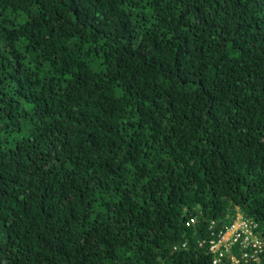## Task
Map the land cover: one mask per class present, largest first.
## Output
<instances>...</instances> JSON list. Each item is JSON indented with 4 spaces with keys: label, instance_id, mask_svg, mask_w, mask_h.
Wrapping results in <instances>:
<instances>
[{
    "label": "trees",
    "instance_id": "16d2710c",
    "mask_svg": "<svg viewBox=\"0 0 264 264\" xmlns=\"http://www.w3.org/2000/svg\"><path fill=\"white\" fill-rule=\"evenodd\" d=\"M239 216L264 242V0H0V264H214Z\"/></svg>",
    "mask_w": 264,
    "mask_h": 264
},
{
    "label": "built area",
    "instance_id": "2783aa9c",
    "mask_svg": "<svg viewBox=\"0 0 264 264\" xmlns=\"http://www.w3.org/2000/svg\"><path fill=\"white\" fill-rule=\"evenodd\" d=\"M240 217V216H239ZM238 217V218H239ZM242 217V216H241ZM237 222L222 233L217 242L210 244V251L216 256L214 264L220 262L224 256L223 249L229 251L233 246L239 244L243 259L257 260V255L262 252L264 242L255 234L256 225L252 222L239 218ZM233 264L239 263L235 257L232 259Z\"/></svg>",
    "mask_w": 264,
    "mask_h": 264
},
{
    "label": "rangeland",
    "instance_id": "374dc122",
    "mask_svg": "<svg viewBox=\"0 0 264 264\" xmlns=\"http://www.w3.org/2000/svg\"><path fill=\"white\" fill-rule=\"evenodd\" d=\"M239 218H242V217L240 216ZM239 218H238V220H239ZM236 222H237V221H236Z\"/></svg>",
    "mask_w": 264,
    "mask_h": 264
}]
</instances>
